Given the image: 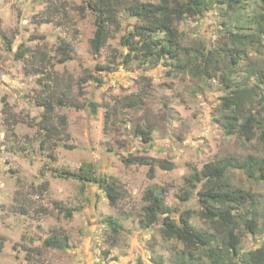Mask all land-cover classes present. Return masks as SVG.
I'll list each match as a JSON object with an SVG mask.
<instances>
[{
	"label": "rangeland",
	"instance_id": "374dc122",
	"mask_svg": "<svg viewBox=\"0 0 264 264\" xmlns=\"http://www.w3.org/2000/svg\"><path fill=\"white\" fill-rule=\"evenodd\" d=\"M83 6L82 0H0V264H176L174 251L182 244L164 238L159 224L144 227L140 221L148 202L146 190L161 192L174 215L192 208L191 223L209 230L187 178L224 156L264 158V143L259 131L248 141L225 133L221 125V97L227 93L221 75L228 71L229 55L221 58L220 70L211 79L178 67L183 56L179 64L169 58L140 64L136 57L126 64L122 57L128 49L122 38L137 23L129 5L119 12V28L95 55L90 49L94 15ZM246 7L244 18L264 13L261 0H248ZM234 23L228 8L220 5L185 17L178 23L181 45L196 54L202 46L219 51ZM252 26L249 32L264 43L258 25ZM60 39L72 46V59L63 63L55 55ZM41 51L47 56L43 64ZM260 52L248 49L247 57L231 66L232 81L249 75V84L260 82L264 88L258 74L264 72ZM113 53L118 57L110 63ZM106 64L107 69L97 67ZM83 78L88 80L81 84ZM53 86L57 95L65 96V103L55 104L52 119L56 123L57 114L65 115L66 129L42 148L39 102ZM89 102L97 104L95 112ZM145 130L150 132L146 141ZM128 157H145L156 164L150 171L149 165L125 164ZM82 162L92 163L97 175L116 179L123 197L114 206L97 183L82 186L57 175L78 169ZM228 176L231 185L257 194L258 210L264 215V183L248 178L241 169H229ZM185 190L191 196L182 201ZM63 208L75 209L68 217ZM240 212L242 254L264 243V222L259 216V230L251 233L246 221L249 205ZM108 217L121 224L118 232L107 225ZM55 231L68 236L67 248L43 246V239Z\"/></svg>",
	"mask_w": 264,
	"mask_h": 264
},
{
	"label": "trees",
	"instance_id": "16d2710c",
	"mask_svg": "<svg viewBox=\"0 0 264 264\" xmlns=\"http://www.w3.org/2000/svg\"><path fill=\"white\" fill-rule=\"evenodd\" d=\"M84 8L94 15V31L90 38V49L93 54L99 55L106 44L111 32L119 28L118 15L120 10L129 5L130 14L137 23L122 38V44L128 49L122 60L128 63L136 57L140 64L146 62L157 63L169 58L180 61L183 56L185 61L178 67H188L193 76H201L211 79L217 76L219 62L225 55H229L230 64L228 71L221 75L227 93L221 97V105L224 111L221 117V125L227 134H237L246 140H251L259 131V137L264 143V95L260 89V82L249 84L250 76L243 77L240 82L232 81L230 77L235 65L247 56L248 49L264 52V43L258 34L255 36L253 24H257L256 31L264 38V13H258L244 18L243 11L247 8L248 0H82ZM264 6V0H261ZM214 5L226 6L234 16V30L226 35V41L218 50L202 46L200 53L196 54L189 48L181 45V31L178 23L185 17L202 14L206 9ZM49 19V18H46ZM232 21V20H231ZM247 23V25H246ZM10 44V41H8ZM253 47V48H252ZM22 55L24 52H20ZM55 55L57 62L63 63L72 59V46L64 39H60L56 46ZM118 55L113 53L114 59ZM40 62L47 60L46 54L40 52ZM53 65V63H52ZM110 64L98 65L99 69H107ZM232 66V67H231ZM177 67V66H176ZM259 70V69H258ZM40 72L48 73L44 69ZM259 77L264 81V72L259 70ZM254 76V74H251ZM49 80L51 77L46 75ZM54 80V79H53ZM57 80V79H56ZM54 80L55 85L58 83ZM88 78L81 79V84ZM46 86V84H45ZM54 86L50 89V95L40 101L43 107L41 116V130L43 137L40 146L45 147L52 138H60L65 133L66 116L57 114V122H53L55 104L63 105L65 96L56 94ZM70 105L72 103H69ZM73 105V104H72ZM132 105V104H131ZM91 112H95L97 104L89 102ZM145 141L150 137L149 130L142 131ZM47 143V144H46ZM53 145L56 142L53 141ZM70 148L71 145L63 143ZM125 164L149 165V169L156 164L154 160L145 157H133L123 159ZM162 168L169 167L165 162H157ZM229 169H241L248 178L264 183V158L247 155L245 158L224 156L214 161H208L200 169H195L187 178V184L196 190L195 195L200 209V217L209 225V230L198 229L191 223V217L195 213L192 208H186L173 214L171 208L166 205L163 194L153 189L145 192L148 201L143 206L141 223L144 227L159 224V231L164 238L176 239L182 247L174 251L176 264H264V243L251 248L245 253H240L241 235L237 231V221L241 215L240 209L249 205V219L247 226L251 233L258 232L259 199L250 188L233 186L230 183ZM51 170V168H50ZM54 171V170H52ZM57 175L64 178H73L82 186L88 182L97 183L105 193L109 204L114 206L123 193L117 188L116 179L97 175L90 162H82L76 170H60ZM46 187L47 183L42 184ZM191 192L185 190L180 196L181 200H188ZM264 198V195H263ZM264 201V199H263ZM75 208H63L65 214L72 216ZM264 214V210L262 211ZM106 223L114 232L120 230L121 224L114 218L108 217ZM264 226V223H263ZM43 246L53 249H65L68 247V236L62 232H53L42 241ZM29 253V252H28ZM31 258L30 254L26 255ZM236 258L233 261V259Z\"/></svg>",
	"mask_w": 264,
	"mask_h": 264
}]
</instances>
